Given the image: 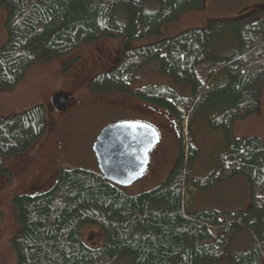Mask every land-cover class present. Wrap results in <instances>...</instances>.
Masks as SVG:
<instances>
[{
  "label": "trees",
  "instance_id": "obj_1",
  "mask_svg": "<svg viewBox=\"0 0 264 264\" xmlns=\"http://www.w3.org/2000/svg\"><path fill=\"white\" fill-rule=\"evenodd\" d=\"M203 0H0L7 10V39L0 46V90H11L34 64L70 53L103 37L134 40L160 34L162 25ZM154 6L152 10L148 6ZM158 72L187 83L182 94L165 84L134 87L139 71ZM264 83V17L212 19L156 42L129 47L90 80L96 91H118L165 109L181 140L175 164L158 186L129 194L97 169L62 167L54 185L12 198L19 230L12 239L17 264H264V139L236 136L233 121L257 112ZM210 103V128L221 140L213 170L196 176L199 154L193 118ZM186 117V118H185ZM186 121V129L184 128ZM46 129L38 103L0 117V172L8 155L28 150ZM242 178L248 203L239 209L198 208L197 192ZM100 236L84 238L83 227ZM94 229V231H93ZM98 232V233H97ZM251 237L248 248L231 251L230 239Z\"/></svg>",
  "mask_w": 264,
  "mask_h": 264
},
{
  "label": "rangeland",
  "instance_id": "obj_2",
  "mask_svg": "<svg viewBox=\"0 0 264 264\" xmlns=\"http://www.w3.org/2000/svg\"><path fill=\"white\" fill-rule=\"evenodd\" d=\"M153 8L151 5L147 7L149 10ZM0 14H3L1 7ZM239 16L263 18L264 0H203L202 6L183 11L177 20L162 25L160 34L134 40L103 37L87 42L68 54L32 65L11 90H0V117L8 118L38 103L46 108L44 134L28 150L8 155L3 160V166L10 173L0 172V264H17L12 239L19 230V222L13 196L48 190L54 185L62 167L97 169L93 143L107 124L118 120H141L153 124L160 132V141L149 153L145 175L124 187L125 192L136 194L158 186L175 164L181 140L172 116L165 109L127 93L93 90L90 87L93 75L110 69L119 60L124 44L136 47L188 28L206 27L212 19H235ZM5 30V26L0 24V31L4 33ZM155 66L154 63L145 65L133 86L165 84L182 94L190 92L191 87L187 83L176 84L172 77L161 74ZM58 92L72 96L64 111L56 110L52 103L53 94ZM209 107L210 103L203 102L193 118L199 146V154L192 164L196 176H204L213 170L211 154L222 139L220 130L209 126L212 117ZM184 122L183 130L186 129ZM233 133L238 137L257 135L264 139V91L256 113L233 121ZM247 195L248 186L244 179H228L210 192H197L194 204L198 208L220 204L223 208L239 209L248 203ZM89 227H83L84 238L98 242L100 236L91 232ZM250 240L247 233L236 234L231 237L229 248L231 251L246 250Z\"/></svg>",
  "mask_w": 264,
  "mask_h": 264
},
{
  "label": "water",
  "instance_id": "obj_3",
  "mask_svg": "<svg viewBox=\"0 0 264 264\" xmlns=\"http://www.w3.org/2000/svg\"><path fill=\"white\" fill-rule=\"evenodd\" d=\"M70 94L54 93L56 110L68 107ZM160 141L153 124L141 120H118L104 126L93 143L98 167L110 181L128 186L147 171L151 149Z\"/></svg>",
  "mask_w": 264,
  "mask_h": 264
},
{
  "label": "crops",
  "instance_id": "obj_4",
  "mask_svg": "<svg viewBox=\"0 0 264 264\" xmlns=\"http://www.w3.org/2000/svg\"><path fill=\"white\" fill-rule=\"evenodd\" d=\"M0 7L3 9V14H0V17H1L0 18V24L4 27L5 21L7 19V10L4 7H2L1 5H0ZM5 31H4V33H3V31L2 32L0 31V43H3L7 39L8 35L5 33ZM0 46H1V44H0Z\"/></svg>",
  "mask_w": 264,
  "mask_h": 264
}]
</instances>
